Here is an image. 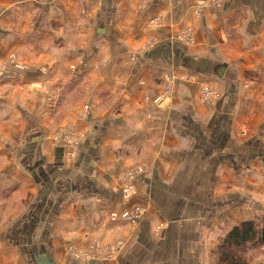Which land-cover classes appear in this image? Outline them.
I'll list each match as a JSON object with an SVG mask.
<instances>
[{
    "label": "crops",
    "instance_id": "1",
    "mask_svg": "<svg viewBox=\"0 0 264 264\" xmlns=\"http://www.w3.org/2000/svg\"><path fill=\"white\" fill-rule=\"evenodd\" d=\"M197 1L0 0V61L13 52L68 79L78 36L81 77L95 73L72 160L51 140L38 94L23 93L41 73L0 87V264H113L65 256L67 244L97 237L127 239L116 264H210L234 226L264 216V0H225L195 16ZM156 17L170 23L164 31L151 28ZM185 26L190 47L174 38ZM149 37L158 40L130 63ZM167 72L171 101L151 113L144 97L165 91ZM203 83L220 98L202 103ZM137 165L147 167L138 197L150 213L133 232L109 216L132 209L117 179Z\"/></svg>",
    "mask_w": 264,
    "mask_h": 264
},
{
    "label": "rangeland",
    "instance_id": "2",
    "mask_svg": "<svg viewBox=\"0 0 264 264\" xmlns=\"http://www.w3.org/2000/svg\"><path fill=\"white\" fill-rule=\"evenodd\" d=\"M223 1L225 0H199L192 7V11L195 16H201L205 9H207V7L211 4L215 5L217 3H222ZM146 5L147 3H141L137 10H143L142 7H146ZM149 24L153 30L164 31L166 25H169L170 23L161 17H156L151 18ZM170 29H175V27H170ZM174 38L183 46L190 47L194 44V30L190 26L182 27L175 31ZM157 40L158 39L156 37H149L144 45L136 47V49H134L130 54V63L136 64L141 57L147 55L148 51L157 42ZM70 41L71 54H74L76 57L75 63L69 65L68 67L69 71H71L68 75L70 78L66 79V77H58L57 75L50 77L49 68L44 66L41 61H25L21 57H18L16 53L9 52L6 58L0 61V82L4 81L0 83V87L10 88L8 85L15 82L16 76H21V71L23 70L32 69L35 72L37 71L41 73L40 75H42L45 79L33 84H23V93H27L30 96H32V94H38L40 115L46 112V115L50 117V121L47 120V123L50 125L49 135L51 140L54 144L63 146L66 150L67 158L72 160L77 155L80 142L85 135V130H81L79 127L80 122H86L88 118H90L89 116H91L93 107L90 103L85 101V98L87 95L94 92L91 87V81L94 80L95 73L89 72L90 75L85 74V78L81 77L82 73H80V71L83 69L80 65L84 66L85 58L82 57L81 59L80 53L77 49L82 46L84 40L83 42L82 40L79 42V38L77 36L72 37ZM73 48L75 50H72ZM173 76L172 72H167L165 74V91L155 96L147 95L144 97V104L151 113H154V110L158 109V107H161L171 101L167 99L169 94L173 93L171 91L172 87L173 89L175 88ZM108 78H110V76H108ZM70 79H77L81 81L70 85ZM178 81L189 82L187 79H180ZM208 89L211 92L210 95L205 93ZM199 94L202 103H207L213 100L216 101L221 96L219 91H215L211 86H208L205 83L202 84ZM261 105H264V100L261 101ZM42 116L43 115L40 117ZM146 169L147 167L137 165L132 168L122 169L118 173L117 181L119 183L121 200L124 204L129 203L134 205L130 210L113 211L112 213H116L118 215L117 221L128 223L130 231L133 232L150 213L149 204L146 201L139 199L140 196L138 191V186L142 183V177L145 175ZM128 186L132 187L133 190L126 191ZM126 192L130 195L127 196ZM128 213L133 217V219H138L136 224L127 220L125 214ZM110 217L111 213L109 218ZM111 221L115 222L113 220ZM164 226V223L156 225V232L159 233ZM126 240V238H121L115 241L105 242L101 238L97 237L89 240L88 243L85 244L69 243L65 246L64 253L67 258L71 259L89 262H112L113 264H116L119 255L124 251L127 245ZM247 255L250 258V264H254L258 259L264 256V248L262 247L259 250L251 249Z\"/></svg>",
    "mask_w": 264,
    "mask_h": 264
},
{
    "label": "trees",
    "instance_id": "3",
    "mask_svg": "<svg viewBox=\"0 0 264 264\" xmlns=\"http://www.w3.org/2000/svg\"><path fill=\"white\" fill-rule=\"evenodd\" d=\"M264 248V216L234 226L217 245L211 264H250L247 253Z\"/></svg>",
    "mask_w": 264,
    "mask_h": 264
},
{
    "label": "built area",
    "instance_id": "4",
    "mask_svg": "<svg viewBox=\"0 0 264 264\" xmlns=\"http://www.w3.org/2000/svg\"><path fill=\"white\" fill-rule=\"evenodd\" d=\"M205 93L206 94H209L210 95V91H209V89L207 90V91H205ZM132 191L133 190V188L132 187H130V186H128V188L126 189V191ZM126 195L128 196V195H130V194H128L127 192H126ZM125 216H126V218H127V220L128 221H132V222H134V224H136L137 222H138V219H133V217L128 213V214H125ZM111 220H113V221H117L118 220V215L116 214V213H111Z\"/></svg>",
    "mask_w": 264,
    "mask_h": 264
}]
</instances>
